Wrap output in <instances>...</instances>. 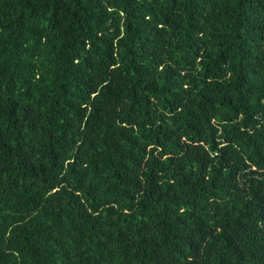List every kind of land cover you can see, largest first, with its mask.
Here are the masks:
<instances>
[{
    "label": "trees",
    "instance_id": "trees-1",
    "mask_svg": "<svg viewBox=\"0 0 264 264\" xmlns=\"http://www.w3.org/2000/svg\"><path fill=\"white\" fill-rule=\"evenodd\" d=\"M0 264H264V0H0Z\"/></svg>",
    "mask_w": 264,
    "mask_h": 264
}]
</instances>
